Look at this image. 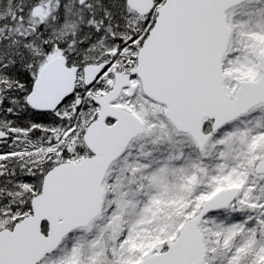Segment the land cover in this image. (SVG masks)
Listing matches in <instances>:
<instances>
[{
  "label": "snow or ice",
  "instance_id": "6c2138e0",
  "mask_svg": "<svg viewBox=\"0 0 264 264\" xmlns=\"http://www.w3.org/2000/svg\"><path fill=\"white\" fill-rule=\"evenodd\" d=\"M0 264H264V0H0Z\"/></svg>",
  "mask_w": 264,
  "mask_h": 264
}]
</instances>
